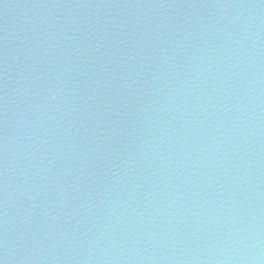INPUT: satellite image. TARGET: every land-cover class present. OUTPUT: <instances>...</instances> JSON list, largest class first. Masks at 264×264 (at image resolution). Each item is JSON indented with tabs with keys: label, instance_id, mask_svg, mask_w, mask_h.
Masks as SVG:
<instances>
[{
	"label": "water",
	"instance_id": "95a60500",
	"mask_svg": "<svg viewBox=\"0 0 264 264\" xmlns=\"http://www.w3.org/2000/svg\"><path fill=\"white\" fill-rule=\"evenodd\" d=\"M0 264H264V0H0Z\"/></svg>",
	"mask_w": 264,
	"mask_h": 264
}]
</instances>
